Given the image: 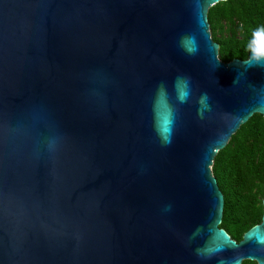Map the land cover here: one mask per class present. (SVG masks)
<instances>
[{"label":"water","instance_id":"water-1","mask_svg":"<svg viewBox=\"0 0 264 264\" xmlns=\"http://www.w3.org/2000/svg\"><path fill=\"white\" fill-rule=\"evenodd\" d=\"M228 0H0V264H264L220 229L217 154L264 117V51L224 63Z\"/></svg>","mask_w":264,"mask_h":264},{"label":"trees","instance_id":"trees-1","mask_svg":"<svg viewBox=\"0 0 264 264\" xmlns=\"http://www.w3.org/2000/svg\"><path fill=\"white\" fill-rule=\"evenodd\" d=\"M211 35L224 63L245 61L250 49L264 51V0H228L209 10ZM223 192L220 229L239 243L263 217L264 117L252 116L233 134L213 164ZM242 264H256L243 262Z\"/></svg>","mask_w":264,"mask_h":264}]
</instances>
